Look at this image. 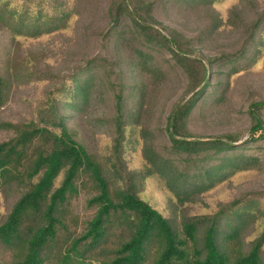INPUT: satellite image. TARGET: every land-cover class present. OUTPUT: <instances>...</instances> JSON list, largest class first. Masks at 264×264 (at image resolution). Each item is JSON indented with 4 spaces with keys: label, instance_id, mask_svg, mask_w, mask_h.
<instances>
[{
    "label": "trees",
    "instance_id": "1",
    "mask_svg": "<svg viewBox=\"0 0 264 264\" xmlns=\"http://www.w3.org/2000/svg\"><path fill=\"white\" fill-rule=\"evenodd\" d=\"M44 1L23 0L17 16L0 7V36L9 42L0 40V51L9 53L14 34L61 30L79 12L75 0H47L46 8ZM215 2L109 0L106 28L98 33L106 52L72 61L67 72L51 76L46 100L33 116L0 120V191L17 193L0 220V264H264V212L261 233L248 245L242 239L255 217L246 208L264 198V190L190 217L174 210L167 218L139 197L153 174L183 205L227 169L264 170V99L249 104L247 133L204 137L192 128L226 99L234 77L264 56V7L245 19L234 6L223 19ZM170 6L203 15L195 35L162 27L156 12ZM226 27L236 30L237 43L217 56L204 55L202 44ZM170 74L184 85L168 95L160 121L149 120L152 96ZM10 83L0 68V111ZM97 103L105 111L89 118ZM99 129L110 137L105 161L89 138ZM135 133L141 170H130L125 159L127 139ZM80 190L86 217L71 206Z\"/></svg>",
    "mask_w": 264,
    "mask_h": 264
},
{
    "label": "rangeland",
    "instance_id": "2",
    "mask_svg": "<svg viewBox=\"0 0 264 264\" xmlns=\"http://www.w3.org/2000/svg\"><path fill=\"white\" fill-rule=\"evenodd\" d=\"M70 5L74 0H66ZM80 6L78 14L72 13L66 27L32 37L30 35H16L12 39L9 53L0 51V68L11 77L9 99L6 106L0 111V120L23 119L33 116L36 109L46 100L49 86L52 84L51 76H59L70 69L72 63L83 60L95 53H104L106 49L100 42L98 33L106 28V10L109 0H75ZM23 0H0V7L17 11L16 16L22 13ZM48 5L47 0L44 6ZM238 6L245 19L252 16V9L259 10L264 7V0H216L215 10L223 19L228 11ZM34 6L30 5L31 15ZM156 19L162 27H174L188 36L196 34L203 24V15L199 12H188L172 6L163 11L156 12ZM0 31H2L0 29ZM239 35L233 28H223L202 44L201 51L206 56H217L221 51H227L237 43ZM3 45L9 42L0 36ZM3 49V48H2ZM73 61V62H72ZM163 61V60H162ZM149 104V120L158 122L166 112L168 95L184 85V79L170 74L169 79L160 84ZM264 99V56L258 65L249 71L236 75L232 81L226 99L216 107L209 108L205 118L200 119L192 128L204 137H211L231 131L247 133L250 126L248 106L251 102ZM102 103L90 109L88 117L102 114L105 111ZM264 120V111H263ZM85 132H86V128ZM88 131V129H87ZM94 137L90 138L93 147L98 149L99 155L105 161L110 148V137L107 132L94 130ZM246 134L243 136V140ZM125 159L130 170H141L144 161L141 157V141L135 134L129 135ZM58 185V183H56ZM264 190V170H225L219 180L201 193L194 201L178 205L175 196L171 193L164 180L158 175L148 176L139 192V197L149 203L163 216L171 218L173 211L185 217L206 215L214 213L221 204L240 199L251 191ZM17 193L6 190L0 191V220L9 212ZM85 194L80 190L77 199H73L71 206L73 212L80 217H86ZM177 207V209H175ZM246 209L255 215L254 223L249 224L243 241L245 245L257 237L263 228L264 198L254 200ZM91 214L90 211L88 212ZM261 257L264 258V244L261 248Z\"/></svg>",
    "mask_w": 264,
    "mask_h": 264
}]
</instances>
